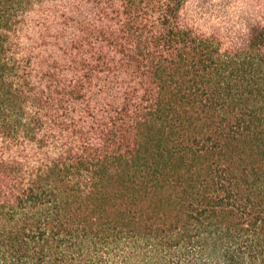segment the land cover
I'll use <instances>...</instances> for the list:
<instances>
[{
    "label": "trees",
    "instance_id": "1",
    "mask_svg": "<svg viewBox=\"0 0 264 264\" xmlns=\"http://www.w3.org/2000/svg\"><path fill=\"white\" fill-rule=\"evenodd\" d=\"M0 264H264V0H0Z\"/></svg>",
    "mask_w": 264,
    "mask_h": 264
},
{
    "label": "rangeland",
    "instance_id": "2",
    "mask_svg": "<svg viewBox=\"0 0 264 264\" xmlns=\"http://www.w3.org/2000/svg\"><path fill=\"white\" fill-rule=\"evenodd\" d=\"M249 1H252V0H248V2H249Z\"/></svg>",
    "mask_w": 264,
    "mask_h": 264
}]
</instances>
